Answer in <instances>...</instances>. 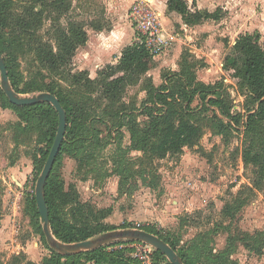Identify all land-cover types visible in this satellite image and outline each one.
Wrapping results in <instances>:
<instances>
[{
	"label": "rangeland",
	"instance_id": "obj_1",
	"mask_svg": "<svg viewBox=\"0 0 264 264\" xmlns=\"http://www.w3.org/2000/svg\"><path fill=\"white\" fill-rule=\"evenodd\" d=\"M137 1L73 0L70 17L85 24L89 42H99L98 50L90 49L97 55L104 43V38H99L112 31L121 37L117 43L111 42L112 49L125 44L132 27L129 10ZM186 1L192 12H218L220 19L188 26L181 15L168 11L162 24L169 47L159 61L165 67L161 72L156 68L146 78L156 87L169 79L177 83L174 74L185 76L188 84L194 80L206 82L213 86L206 102L223 100L229 116L218 107L206 109L198 93L191 109L184 113L202 127L198 145L163 160H151L132 149L128 118L123 122L100 118L90 125L93 135L77 146L75 153L65 154L53 174L66 190H76L82 202L112 209L105 220L111 230L108 232L154 229L192 264H264V171L256 173V168L244 161L247 152L264 155V120L257 115L259 102L240 89L227 63L240 36L250 34L264 49V0ZM86 46L79 48L74 57L75 71L87 68ZM10 64L20 90L43 83L40 65L32 56L19 54ZM146 78L125 94V102L132 103L127 113L138 109L133 116L140 130H145L149 122L142 114L147 99L143 91ZM2 93L0 264H42L51 254L50 246L31 195L49 143L39 142L42 126L23 122L19 114L5 108L6 96ZM41 93L33 89L20 95L33 97ZM177 103L180 108L186 106L183 99ZM35 112L39 115L41 110ZM121 123L124 127L119 128ZM260 175L262 189L255 185ZM132 245L108 250L125 248L129 256L134 252Z\"/></svg>",
	"mask_w": 264,
	"mask_h": 264
},
{
	"label": "trees",
	"instance_id": "obj_2",
	"mask_svg": "<svg viewBox=\"0 0 264 264\" xmlns=\"http://www.w3.org/2000/svg\"><path fill=\"white\" fill-rule=\"evenodd\" d=\"M167 7L168 11L181 15L188 26L220 19L218 12H192L186 0H168ZM72 9L73 0H0V51L6 60L12 86L19 94H26L33 89L54 94L67 113L65 141L45 188L52 232L57 240L66 244L90 240L96 235L111 231L105 224V220L112 213L111 208L99 209L82 202L76 190H66L63 182L53 174L65 154L75 153L77 146L93 135L90 128L92 123L100 118L104 120L105 117L110 121L119 119L121 122L128 118L132 149L142 152L151 160H163L178 157L185 149L198 145L202 137V127L184 115L191 109L198 93L206 109L218 107L222 114L229 116L224 109L223 100L216 98L206 102L208 92L212 91L213 86L196 80L188 84L185 76L174 74L173 78L177 83L172 84L169 79V82L156 87L152 80L145 77L155 67L154 57L146 46L136 42L123 50L116 65H107L99 70L95 79L91 78L86 70L75 71L72 68L74 57L78 49L86 45L88 33L83 22L70 17ZM48 23L49 26L45 27ZM95 28L97 29L96 26ZM19 54L32 56L40 65L42 84L20 90L10 64ZM227 63L229 70L233 72V78L238 80L240 89L259 102L257 115L264 120L263 47L250 34L240 36L233 47L232 55L227 58ZM143 78H146L143 91L146 92L147 99L143 102L142 114L149 122L145 130H140L133 116L138 109L135 107L132 113H127L126 110L132 103L125 102V94L129 87L140 85ZM0 92L2 93L1 89ZM179 99L186 102L185 107L180 108L177 103ZM4 103L5 108L19 114L23 122H36L42 126L43 132L39 142L49 143V150L41 164L42 172L57 133L58 114L49 104L18 107L11 104L7 98ZM35 109H40L41 113L38 115ZM234 120L237 123L239 121L238 118ZM122 127L124 125L121 123L119 128ZM35 160L40 162L37 157ZM244 161L256 168V173L264 171L263 154L247 152L244 154ZM261 178L260 175L259 181L255 183L256 187H262ZM31 204L39 216L35 193L31 195ZM143 230L166 241L183 258L185 264H192L189 257L177 251L159 232L150 228ZM134 243L120 241L73 256L60 255L49 247L51 254L42 264H80L82 261L86 264H140L132 254L125 255V248L108 250L109 247ZM157 261L171 264L161 252L155 250L154 264H157Z\"/></svg>",
	"mask_w": 264,
	"mask_h": 264
},
{
	"label": "water",
	"instance_id": "obj_3",
	"mask_svg": "<svg viewBox=\"0 0 264 264\" xmlns=\"http://www.w3.org/2000/svg\"><path fill=\"white\" fill-rule=\"evenodd\" d=\"M0 76L1 89L8 101L18 107L35 106L38 104L51 105L58 114L59 125L57 133L46 160L45 166L38 178L35 198L37 212L43 223V233L49 246L63 256H73L98 250L106 245L120 242L132 241L147 244L161 252L171 264H185L183 258L163 239L143 229H126L112 231L103 234L96 239H90L77 243L66 244L56 239L52 232L50 212L46 201L45 188L65 141L68 119L67 113L60 100L51 93H41L33 97H23L16 92L9 79V72L6 60L0 51Z\"/></svg>",
	"mask_w": 264,
	"mask_h": 264
},
{
	"label": "built area",
	"instance_id": "obj_4",
	"mask_svg": "<svg viewBox=\"0 0 264 264\" xmlns=\"http://www.w3.org/2000/svg\"><path fill=\"white\" fill-rule=\"evenodd\" d=\"M128 15L135 30V42L146 46L154 58L161 56L169 47L163 36L161 13L150 2L139 0L131 6ZM132 247V257L140 264H154L153 247L140 242H135Z\"/></svg>",
	"mask_w": 264,
	"mask_h": 264
},
{
	"label": "crops",
	"instance_id": "obj_5",
	"mask_svg": "<svg viewBox=\"0 0 264 264\" xmlns=\"http://www.w3.org/2000/svg\"><path fill=\"white\" fill-rule=\"evenodd\" d=\"M135 1H137V0H135ZM167 2H168V0H153V2L151 3L154 6V8L161 13L163 20L167 18V16H166L167 12H168ZM172 13H175V12H172ZM130 31L131 32H128V34L126 36L127 39L125 38V42H124L125 44H123V46H121L120 48H116V50H114L115 48L112 49L113 44H111L112 41L114 43H117L119 40H121V37L116 34V31H112L106 37H105V35L100 37L99 39L104 38V41H103L104 43H103V45H100L99 48H101V51H98L97 55H95V52H93L90 49L93 48L95 51L98 50V48H96V47L99 46V42L97 41L94 44L93 42H89V40H88L86 43L87 46L85 45L86 46L85 52L88 55L87 58L89 60H88V62L84 63L85 65H87V68L86 67L85 68L80 67L79 69L88 71L90 73L91 77L92 76L94 77V75H97V72H98L97 70L102 69L103 66H105V65H116L118 63L121 55H122L123 50L126 47L130 46L131 43L135 42L136 34H135V30L133 28V25H132V27H130ZM101 34L103 35V33H101ZM163 36H164V34H163ZM106 49H112V50L107 51ZM170 49H171V47H170ZM160 60H161V56L154 58L155 67L152 70H150L145 77H151L150 73L152 71H154L156 68H157L156 70L160 69L159 71L160 72L162 71L163 67H165V66H164V64L159 65ZM165 63H167V62H165ZM176 72H179V71H176ZM162 83H161V85H162ZM204 83H206V82H204ZM30 262H33V261H30ZM90 264H94V263H90Z\"/></svg>",
	"mask_w": 264,
	"mask_h": 264
},
{
	"label": "bare ground",
	"instance_id": "obj_6",
	"mask_svg": "<svg viewBox=\"0 0 264 264\" xmlns=\"http://www.w3.org/2000/svg\"><path fill=\"white\" fill-rule=\"evenodd\" d=\"M145 1H148V2H150V3H152V2H153V0H145Z\"/></svg>",
	"mask_w": 264,
	"mask_h": 264
}]
</instances>
